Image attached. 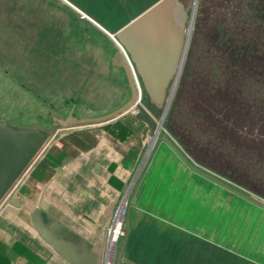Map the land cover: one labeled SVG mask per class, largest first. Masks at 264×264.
I'll return each instance as SVG.
<instances>
[{
  "label": "rangeland",
  "instance_id": "obj_1",
  "mask_svg": "<svg viewBox=\"0 0 264 264\" xmlns=\"http://www.w3.org/2000/svg\"><path fill=\"white\" fill-rule=\"evenodd\" d=\"M156 1L0 0V122L42 132L43 146L47 149V146L56 142L59 136L69 130L53 126L51 120L53 117L64 118L70 111L76 118L95 117L121 105L128 98L129 89L124 86L126 78L123 70L111 64V58L119 48L108 34L89 18L81 15L77 9H81L112 33ZM181 1L182 8L186 11L183 23L186 32L193 0ZM210 1L212 0H197L180 77L155 143L151 144V140L164 105L157 106L145 92H142L141 99L134 106L115 121H110L106 125L101 123L81 125L95 130L96 133L99 132L104 144H101L99 150L81 153L76 158L73 165L75 170L69 175L74 176L77 184L81 183L82 187H86L91 197L81 209L86 211L81 219L75 216L79 212L77 207L74 211L75 221L67 219L75 227L90 224L95 227L97 232L95 249L99 252L102 246L97 264H104L106 219L126 190L129 191L133 203L131 205L132 201L130 202L128 228L127 224L125 225L126 234L116 246L114 264L125 238L127 250L124 257L138 264H247L245 257L233 250L226 251L222 246L221 249L215 242H210L211 239L208 241L206 235L200 238L196 233L177 229L150 213L154 211L152 208L157 210L168 208L169 215L172 214L174 217L173 220L181 221V218L177 217L186 214L188 227H192L193 222H196L198 203H194V200L188 197L192 189H188L189 192L185 190L183 192L182 189L178 192L175 189L176 186L183 184L186 188L189 187L183 170H180L182 167L176 172L174 181L172 178L173 184L172 182L168 184L175 160L167 146L162 141L158 142L160 136L170 138L200 168L264 202L263 197L195 162L180 144L178 137L172 133L173 123H181L180 114L185 112V101L190 95L187 93L194 87L193 83H205L204 85L212 90L222 87L231 76L221 56L210 48L201 33L195 30L201 7L205 4V8H210ZM206 12L204 9V13ZM212 14L210 12L207 14L211 16L210 21L204 16L208 24L213 21ZM234 84L231 78V86L234 87ZM246 86L247 84L240 81L236 88L245 89L244 96L253 98L255 85L247 89ZM178 92H183L184 94H181L185 99L179 100L180 108L176 106L175 113L170 116L172 104L178 103V99L176 100ZM237 131L243 138L256 139L264 144V133H260L257 125L250 124ZM126 146L132 148L130 159L133 157L137 159L136 168L123 176L125 183L114 177L115 184L122 183L125 189L119 194L110 192L112 194L108 196L105 194L108 170L117 171L119 153L124 152ZM141 177L139 189L134 192ZM26 178L27 174L22 180L20 190L30 192L26 197L28 200L26 206L30 209L34 206L43 186L38 188L31 179ZM194 179V182L206 190L203 189L202 192L210 196L209 204L204 206L205 214L206 212L207 215H211V212L218 214L212 220L214 226L217 224L221 227L224 217L222 215L224 210L219 212L217 208L211 206L212 201H216L217 198V201L222 200L228 205L224 212L230 219L235 215L238 223L244 222L256 227L258 235L255 236V240H260V231L263 233L261 236H264V210L243 200L238 201L233 193L218 189L201 177L194 176ZM71 186L73 187L72 183ZM69 203H72L71 199ZM44 204L47 208L55 210L48 200ZM231 205L236 206L233 209ZM138 210L142 213L137 212ZM20 213L28 218L26 211ZM56 213L61 214L58 211ZM197 218L198 222L204 220ZM213 222H209L210 229ZM175 230L179 233L176 234Z\"/></svg>",
  "mask_w": 264,
  "mask_h": 264
},
{
  "label": "trees",
  "instance_id": "obj_2",
  "mask_svg": "<svg viewBox=\"0 0 264 264\" xmlns=\"http://www.w3.org/2000/svg\"><path fill=\"white\" fill-rule=\"evenodd\" d=\"M179 1L182 4V1ZM210 3V8H205V4L201 7L195 30L201 33L210 48L221 56L232 77L230 76L222 87L212 90L208 89L205 83H193L194 87L187 93L190 95L185 101V112L180 114L181 123H173L172 133L178 137L180 144L195 162L264 198V144L256 139L243 138L237 131L253 124L258 126L260 133H264V0H212ZM208 12L213 13L211 24L206 21V19L210 21L211 17L207 15ZM231 78L235 83L234 87L231 86ZM240 81L247 84L246 89L255 85L253 98L244 96L245 89L236 88ZM178 93L176 96L178 103L172 104L170 116L175 113L176 106L180 108L179 100L185 99L180 92ZM167 148L175 160L168 184L171 182L173 184L176 172L182 167L180 170H183L189 187L186 188L183 184L176 186L175 189L178 192L181 189L183 192L192 189L191 192L188 191L191 195L188 197L193 199L194 203H198L196 222H193V231L196 232L193 233L196 235L203 233L208 237L207 240L211 239L210 242H215L226 251L250 256L251 260L247 259V264H262L263 233L260 231V240H255V236L258 235L256 227L244 222L238 223L235 215V218L230 219L224 212L228 205L222 200L217 201V198L216 201H212L211 206L217 208L219 212L224 210L222 214L224 217L221 227L217 224L214 226L212 220L218 214L212 212L211 215H207V212L205 214L204 206L209 204L210 196L202 192L204 188L194 182V176L211 181L191 171L168 146ZM129 153L131 156V152ZM40 161L41 159L37 165ZM211 183L218 189L226 190ZM235 197L238 201L250 203L237 195ZM235 206L231 205L233 209ZM197 217L204 220L198 222ZM209 222H213L211 229ZM175 232L179 233L177 230Z\"/></svg>",
  "mask_w": 264,
  "mask_h": 264
},
{
  "label": "water",
  "instance_id": "obj_3",
  "mask_svg": "<svg viewBox=\"0 0 264 264\" xmlns=\"http://www.w3.org/2000/svg\"><path fill=\"white\" fill-rule=\"evenodd\" d=\"M196 3L197 0H193L186 32L183 24L186 11L179 0H157L117 30L114 38L120 50L113 54L111 64L123 70L126 78L124 86L130 91L129 98L100 116L76 118L72 111L64 118L55 116L51 119L52 125L68 128L110 121L134 106L141 99L144 90L157 106L164 105L151 140V144L155 143L182 70ZM121 48L127 53L129 60L125 58ZM161 141L166 143L191 171L264 210L263 201L194 164L170 138L160 136L158 142ZM43 144L42 132L0 122V201ZM43 196L44 191H41L30 212V221L39 236L70 264H97L98 254L93 251L90 242L55 216L49 213L42 215ZM10 204L19 206L20 201L14 196L10 199ZM125 244L126 239L119 249L115 264H138L124 257Z\"/></svg>",
  "mask_w": 264,
  "mask_h": 264
},
{
  "label": "crops",
  "instance_id": "obj_4",
  "mask_svg": "<svg viewBox=\"0 0 264 264\" xmlns=\"http://www.w3.org/2000/svg\"><path fill=\"white\" fill-rule=\"evenodd\" d=\"M66 1L68 2V0ZM86 18H89L90 21H92L95 25H97L98 27L101 26L106 31L111 33L110 30L101 25L98 21H96L88 14H86ZM120 28H118L117 30H119ZM117 30L112 31V33L114 34ZM119 117L114 118L110 121H115ZM110 121L103 122L101 123V125H106L107 123H110ZM67 129L69 130L59 136L56 142H52L49 146H47V149L45 148V152H43L44 150L42 151L43 154L41 153L36 162L32 165L31 169L27 173L26 179H31L34 186L38 188H41V186H43V212L55 216L68 228L72 229L82 238L90 242L92 244L93 251H95L99 257L102 253V246L99 252L95 249L97 245V232L95 230V227L91 226V224L87 226L81 225L80 228L78 226L75 227L70 223V221H68L67 218H71L73 219V221H75L74 219H76V217L81 219L82 216L86 214V211H81V209L84 208V205L87 203V199L91 197V194L86 187L81 186V183L77 184V182L74 180V176H70L69 174H71L72 170H75L73 165H75L76 158L81 153H85L94 149L99 150L102 144L101 135H99V132L96 133L95 130L86 128V126H72L68 127ZM131 150L132 148L126 146V150H124V152L122 153H119L120 156L116 162V172H114V170H108V176L107 179H105V194H107L108 196L112 194L110 192L119 194L125 189V185L123 186L122 183L120 185L115 184L114 177L123 181V176L136 168L137 159H134V157L131 158L132 160L130 159L129 152ZM40 159L41 161L37 165ZM111 161L113 160L111 159ZM141 179L142 177L138 181L134 192L139 189L138 186ZM71 183L73 187L71 186ZM123 183L125 182L123 181ZM21 188L22 186L18 188V190L13 195H18L17 198L19 201L24 203V208H21L20 205L14 206L13 204H10V202H8V204H3L2 206H0V264H70L57 252H55L39 236V234L32 226L29 211L32 210L34 206L30 209H28L26 206V202L28 201L26 197L30 195V192L25 191V189H22L21 191ZM70 199L72 200V203H69ZM47 200L52 206L55 207V210L50 207L47 208L45 206L44 203L45 201L47 202ZM109 201L111 202V199ZM130 202L132 205L133 199H130ZM115 206L116 204L113 206V208ZM76 207L79 209L77 210ZM152 209H154V211H148L153 217L163 219L177 229H181L188 233L194 232L193 225H191L192 227H188L187 225L188 223L186 214L177 217L181 218V221H175L172 219L174 218L172 217L173 215H169L170 210L168 208H165L167 211H165V209ZM23 210L27 212L28 218H25V215L20 213H23ZM56 210L62 215L56 213ZM75 210L79 211L75 215L76 217L74 216ZM137 212L142 213V211L139 210ZM110 217L111 213L110 216L106 219L107 222L109 221ZM127 219L128 214L126 216V224L128 228ZM183 222H185L186 224H184ZM197 235L201 236L202 238L206 237L203 233ZM241 256L245 257L246 259H250V256ZM262 264H264V262Z\"/></svg>",
  "mask_w": 264,
  "mask_h": 264
},
{
  "label": "built area",
  "instance_id": "obj_5",
  "mask_svg": "<svg viewBox=\"0 0 264 264\" xmlns=\"http://www.w3.org/2000/svg\"><path fill=\"white\" fill-rule=\"evenodd\" d=\"M76 8V7H75ZM81 15L86 17L85 13L77 9ZM106 34L110 36V38L117 44L114 34L108 33L105 30H103ZM118 45V44H117ZM120 50V49H119ZM122 53L125 56L127 60H129L127 53L122 49ZM45 149L43 146L41 150L38 152V154L33 158V160L30 162V164L26 167L24 172L17 178V180L13 183L11 188L8 190V192L4 195V197L0 201V206L3 204H8L10 198L13 196V194L17 191L19 186L22 183V180L24 176L29 172L32 165L36 162L38 157L41 155L42 151ZM130 207V197H129V191L126 190L124 194L120 197L119 201L117 202L116 206L113 208L111 212V217L109 221L107 222L105 226V243H106V251H105V259L104 264H114V256H115V250L118 242L122 237L126 234V216L129 212ZM111 250V251H110ZM111 254H110V253ZM110 254V257H109Z\"/></svg>",
  "mask_w": 264,
  "mask_h": 264
},
{
  "label": "flooded vegetation",
  "instance_id": "obj_6",
  "mask_svg": "<svg viewBox=\"0 0 264 264\" xmlns=\"http://www.w3.org/2000/svg\"><path fill=\"white\" fill-rule=\"evenodd\" d=\"M14 196H16V197H18V195H13L12 197H14ZM11 197V198H12ZM10 198V199H11ZM38 198V197H37ZM36 201H37V199H36ZM9 202H10V200H9ZM36 203V202H35ZM20 206H21V208L23 207L24 208V203H22L21 201H20ZM34 206H35V204H34ZM30 212H31V210L29 211V216H30ZM42 215L44 216L45 215V213L44 212H42ZM125 246H126V244H125ZM118 254V253H117ZM117 256V255H116ZM115 260H116V257H115Z\"/></svg>",
  "mask_w": 264,
  "mask_h": 264
},
{
  "label": "bare ground",
  "instance_id": "obj_7",
  "mask_svg": "<svg viewBox=\"0 0 264 264\" xmlns=\"http://www.w3.org/2000/svg\"><path fill=\"white\" fill-rule=\"evenodd\" d=\"M190 35H191V33H190ZM189 39H190V36H189ZM189 39H188V43H189ZM188 43H187V48H188ZM186 52H187V51H186ZM179 77H180V75H179ZM179 77H178V79H179ZM178 79H177V81H176V84H175V85H177ZM110 254H111V253H110ZM110 254H109V257H110Z\"/></svg>",
  "mask_w": 264,
  "mask_h": 264
}]
</instances>
